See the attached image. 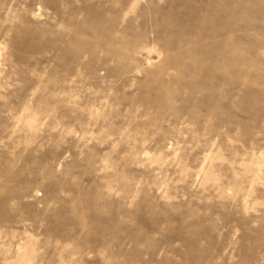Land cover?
Wrapping results in <instances>:
<instances>
[{
	"label": "rangeland",
	"instance_id": "rangeland-1",
	"mask_svg": "<svg viewBox=\"0 0 264 264\" xmlns=\"http://www.w3.org/2000/svg\"><path fill=\"white\" fill-rule=\"evenodd\" d=\"M0 264H264V0H0Z\"/></svg>",
	"mask_w": 264,
	"mask_h": 264
}]
</instances>
